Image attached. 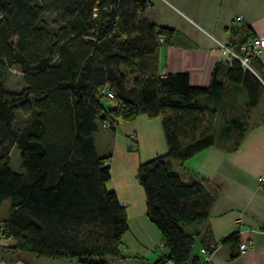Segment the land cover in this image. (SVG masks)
<instances>
[{"label": "trees", "instance_id": "1", "mask_svg": "<svg viewBox=\"0 0 264 264\" xmlns=\"http://www.w3.org/2000/svg\"><path fill=\"white\" fill-rule=\"evenodd\" d=\"M149 6L0 0V208L8 201L0 239L14 250L79 264L121 259L126 210L107 189L111 156L98 152L96 137L143 115L161 118L167 147L136 171L146 217L166 251L153 264H198L193 247L216 192L198 177L185 182L173 164L216 145L218 128L227 150L238 148L249 114L264 102L262 69L249 53L248 68L236 59L217 62L207 88L190 86L186 73L160 74L159 48L172 44L176 31L148 21ZM253 37L243 28L231 46L239 53ZM11 69L21 75L17 92L4 86ZM18 113L29 118L22 128L15 126ZM13 148L18 172L10 169ZM224 243L237 257V232Z\"/></svg>", "mask_w": 264, "mask_h": 264}, {"label": "crops", "instance_id": "2", "mask_svg": "<svg viewBox=\"0 0 264 264\" xmlns=\"http://www.w3.org/2000/svg\"><path fill=\"white\" fill-rule=\"evenodd\" d=\"M149 2L144 17L156 26L176 31L174 42L159 48L160 74L186 73L193 87L209 86L213 69L221 61L217 43L231 46L243 28L254 37H264V0ZM237 17L242 21L237 22ZM257 60L264 86V49ZM253 113L236 150H227L228 144L218 140L224 137L222 128H218L214 133L216 145L189 158L181 167L173 164V170L185 182L198 177L216 192L201 236L193 247L198 264H264V184L258 182L264 176V102ZM132 135L136 137L133 146L129 143ZM96 147L101 155L111 156L107 189L115 193L127 215L128 230L121 239V259L112 263L153 264L166 251L159 231L146 217L145 196L136 180V171L140 163L167 153L161 118L142 115L119 123L113 132L97 135ZM235 232L239 245L248 247L230 258L232 250L224 240ZM13 246L11 240L0 239V264H79L76 260L38 258L18 252ZM208 247L211 250L206 252Z\"/></svg>", "mask_w": 264, "mask_h": 264}, {"label": "built area", "instance_id": "3", "mask_svg": "<svg viewBox=\"0 0 264 264\" xmlns=\"http://www.w3.org/2000/svg\"><path fill=\"white\" fill-rule=\"evenodd\" d=\"M236 21L241 22L242 18L237 17ZM217 44H218L217 49H218V53H219V57L221 58V61H224V62L226 61L227 63H230L232 60L236 59L242 64L243 67L248 68L249 59L245 55H248L249 53H251L254 56H257L258 53L262 49H264V37L257 36L249 40L247 43L239 45L238 46L239 53L236 52L235 47L223 45L220 43H217ZM101 94L107 99H112V95L106 92L105 90H102ZM132 140H135V139L132 138ZM131 144L134 145L132 141H131ZM258 182L264 184V176L258 178ZM247 247L248 246L246 244L239 245L240 253L244 252L247 249Z\"/></svg>", "mask_w": 264, "mask_h": 264}, {"label": "rangeland", "instance_id": "4", "mask_svg": "<svg viewBox=\"0 0 264 264\" xmlns=\"http://www.w3.org/2000/svg\"><path fill=\"white\" fill-rule=\"evenodd\" d=\"M22 85L23 83L19 72L16 69H11L7 73V76L4 79L5 88L8 89L9 91L17 92L22 88ZM104 104L107 106L110 105V103L108 102H104ZM252 114H254L253 111L249 115L252 116ZM28 119H29L28 117H25L21 115V113H18L15 122L16 128H22L27 123ZM132 138H134L135 140H132ZM131 141L134 145L136 144V137L134 135L130 136L129 138L130 145H132ZM10 169L14 172H18L20 170V152L16 148H13L10 154ZM7 210H8V201H4L0 208V221L2 220L3 216L6 214Z\"/></svg>", "mask_w": 264, "mask_h": 264}]
</instances>
